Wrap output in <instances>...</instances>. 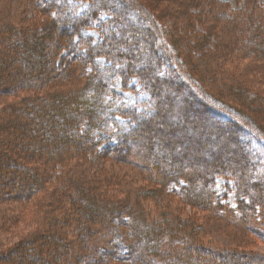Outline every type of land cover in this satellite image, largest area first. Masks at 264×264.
I'll list each match as a JSON object with an SVG mask.
<instances>
[{"label":"trees","instance_id":"16d2710c","mask_svg":"<svg viewBox=\"0 0 264 264\" xmlns=\"http://www.w3.org/2000/svg\"><path fill=\"white\" fill-rule=\"evenodd\" d=\"M244 2L6 4L0 264H264V3Z\"/></svg>","mask_w":264,"mask_h":264},{"label":"rangeland","instance_id":"374dc122","mask_svg":"<svg viewBox=\"0 0 264 264\" xmlns=\"http://www.w3.org/2000/svg\"><path fill=\"white\" fill-rule=\"evenodd\" d=\"M226 3L229 4V6L231 8H233L234 10H239L243 7V5L245 4L244 0H222ZM261 2L264 3V0H260ZM14 4L15 6V10L16 11H13L12 12V17H14V13H15V18L14 20L16 19V14L19 13L23 8H24V5H25V0H0V11L1 13L5 12L6 11V4ZM87 7V4L84 2V1H78V2H74V13L75 15H80L83 13V11L86 9ZM0 13V16H2V14ZM103 19L106 18V16H103L102 17ZM129 20H132L134 21L132 18L128 17ZM1 19V18H0ZM7 19V18H6ZM2 20V19H1ZM17 20V19H16ZM15 20V21H16ZM14 21V22H15ZM102 21V20H101ZM140 28H143L141 25H139ZM98 28H99V25L96 23L94 24V27L89 29V30H86L85 31V35L91 37L95 42L98 41L100 39V35H99V32H98ZM98 62L102 65V66H107L108 64L104 61V59H99ZM131 85H135V81H132V84ZM113 89H114V92L118 98V101L120 103H124V104H127L129 106H132L134 107L135 109H137V111H147L148 110V106L146 104V96L145 94L142 93V91H140L138 88L136 89L135 92L133 91H125L122 89L121 87V83H120V80H116L114 85H113ZM121 122H124V120L120 119ZM181 120H179V122L177 124H180ZM172 123V121H169V124ZM195 132V131H194ZM193 132V134H194ZM186 135H191L192 133H188V132H184ZM211 136V134H210ZM205 138V136H204ZM156 142L157 141H154L153 140V144L156 145ZM143 145L145 146V143H143ZM147 145V144H146ZM145 148H147L145 146ZM210 147H206L204 148V150H200L198 151V153H196V155L198 154V158L199 160L201 159V157L203 158L204 157V153L206 150H208ZM137 150V149H136ZM215 151H219L220 149L216 148L214 149ZM135 152V151H133ZM237 152V151H236ZM214 154V153H213ZM229 152L226 153V155L224 154V159L229 157ZM233 156V154H230ZM160 161V159H159ZM91 163L94 164L96 163V160L94 159V157H91ZM94 168V167H93ZM99 168H103L104 170L107 169V170H110L111 168V165L110 164H103V163H100L99 164ZM261 170V169H259ZM257 169V171H255L254 174L251 175V177H254L256 178L258 176V174L260 175L261 171H259ZM93 171H96L95 168L93 169ZM119 173H122L123 170L120 169L118 171ZM249 179L248 178V182H249ZM231 187V185H230ZM216 191L219 195H222L224 193H227V187H226V183L223 179H218L217 181V184H216ZM254 197V195L252 196ZM172 201H169L168 203H177V200L175 197L172 196ZM234 192H232V190L230 192L227 193V200L226 202L231 206V207H234L235 206V201H234ZM186 211L187 212H191V210L189 208H186ZM194 213V211H193ZM217 235H214L212 238H210L208 240L209 243H211L212 245H214L213 243L215 242V238ZM247 236V235H246ZM248 237V236H247ZM206 241H207V238H206ZM246 245H248L250 248L254 249L257 253H261L262 255L264 254V245H262L261 243L257 242V240H253V239H248V241L246 242Z\"/></svg>","mask_w":264,"mask_h":264}]
</instances>
